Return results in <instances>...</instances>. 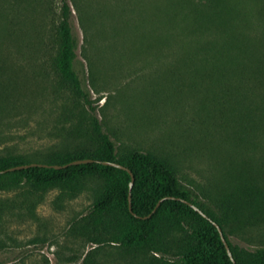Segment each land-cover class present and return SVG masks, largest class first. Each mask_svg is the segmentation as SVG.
Here are the masks:
<instances>
[{"label": "rangeland", "instance_id": "1", "mask_svg": "<svg viewBox=\"0 0 264 264\" xmlns=\"http://www.w3.org/2000/svg\"><path fill=\"white\" fill-rule=\"evenodd\" d=\"M36 1L37 16L25 6L18 13L17 43L0 45V82L9 76L13 85L0 99V160L77 153L92 116L55 67L61 0ZM173 1L69 0L80 42L76 67L119 154L136 149L166 161L223 220L231 243L254 252L264 247V0L242 1L245 16L235 14L228 27L236 39L196 27L181 11L174 25ZM226 43L229 59L219 55ZM181 50L202 60H177ZM244 186L263 207L255 215L235 207ZM105 190L99 175L68 186L0 189V262L182 264L198 245L180 232L157 234L147 245L111 243L133 227L119 209L98 236L75 235L73 224Z\"/></svg>", "mask_w": 264, "mask_h": 264}, {"label": "trees", "instance_id": "2", "mask_svg": "<svg viewBox=\"0 0 264 264\" xmlns=\"http://www.w3.org/2000/svg\"><path fill=\"white\" fill-rule=\"evenodd\" d=\"M242 1L174 0L170 6L172 8L170 14L173 16L170 21L173 23L182 12L195 19L196 27L206 26L207 29L216 30L220 28L223 35L236 39L232 28L228 27H230L229 22L234 20L235 14L245 16ZM36 3V0H0V45L17 43L22 29L18 22V13L25 6L26 11L37 16L38 3ZM61 3V22L58 28L60 46L55 58V67L61 84L79 96L92 112L91 118L83 124L85 126L82 137L85 141L84 145L78 149L77 153H57L47 156L43 161L0 160V171L31 163L65 165L75 160L94 159L117 162L126 166L133 173L134 185L131 188L133 177L128 171L94 162L63 169L33 167L7 172L0 175V189L12 190L24 183L32 184L36 188L68 186L76 184L85 176L99 175L106 180V190L93 204L91 212L73 224L71 231L75 235L98 236L107 228L110 212L119 209L133 223V227L121 236L111 237L108 240L111 243L122 247L147 245L157 234L180 232L185 233L189 243L198 244L193 250L182 254V264H264V247L257 248L254 252H242L231 243L229 235L224 231L235 259L233 262L218 228L213 223L217 222L223 228V220L204 206L201 194L195 188L183 183L166 161L136 149L124 155L119 154L116 142L104 131L97 115V107L94 105L87 80L76 67L80 42L74 32L72 6L69 0H61ZM160 38L158 36L159 40ZM228 43L223 51L219 52L220 58L229 59ZM190 52L184 54L181 50L182 58L177 60H202L200 53ZM11 55L12 53L8 57ZM12 86V79L9 76H3L0 82V99H7L10 96ZM255 193L248 186L240 187L239 195L234 202L237 211L239 206L245 205L252 208L253 215L257 214V208L263 207L259 204ZM130 196L133 212L130 210ZM163 199L165 200L157 207ZM183 200L196 205L209 218H205ZM94 243L101 242L95 239ZM75 264L93 263L86 259L82 263Z\"/></svg>", "mask_w": 264, "mask_h": 264}, {"label": "water", "instance_id": "3", "mask_svg": "<svg viewBox=\"0 0 264 264\" xmlns=\"http://www.w3.org/2000/svg\"><path fill=\"white\" fill-rule=\"evenodd\" d=\"M101 163L103 165H109V166H113V167H116V168H119V169H122V170H126L128 171L132 177H133V181L131 183V188L133 187L134 185V176H133V173L130 169H128L126 166L120 164V163H117V162H109V161H96L94 159H81V160H75L69 164H65V165H46V164H40V163H31V164H24V165H21V166H17V167H12L8 170H4V171H0V175L2 174H5L7 172H13V171H18V170H24V169H29V168H33V167H46V168H54V169H63V168H67L69 166H73V165H82V164H88V163ZM172 199H176L174 197H171ZM165 199L161 200V202L158 204L157 207H159L161 205V203L164 201ZM180 200V199H179ZM132 199H131V196H130V210L133 212V209H132ZM184 202L188 203L190 206H192L195 210L199 211L205 218H209L207 214H205L200 208H198L196 205L188 202V201H185L183 200ZM158 209V208H157ZM156 209V210H157ZM155 210V211H156ZM136 217L138 218H141L140 216L138 215H135ZM151 217V216H149ZM147 218V217H145ZM214 225L218 228L221 236H222V239H223V242L225 243L226 247H227V250L230 254V257L232 258L233 262H235V259H234V256H233V253H232V250L230 248V245L228 244V241L225 237V234H224V230L223 228L217 223V222H213Z\"/></svg>", "mask_w": 264, "mask_h": 264}]
</instances>
